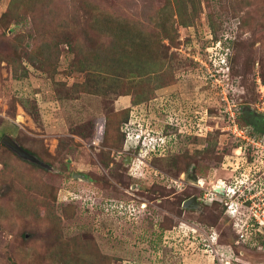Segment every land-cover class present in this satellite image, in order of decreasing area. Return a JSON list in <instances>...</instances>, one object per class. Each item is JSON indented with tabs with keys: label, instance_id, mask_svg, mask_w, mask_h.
<instances>
[{
	"label": "rangeland",
	"instance_id": "1",
	"mask_svg": "<svg viewBox=\"0 0 264 264\" xmlns=\"http://www.w3.org/2000/svg\"><path fill=\"white\" fill-rule=\"evenodd\" d=\"M111 26L117 41L120 31L145 33L139 53L149 49L142 55L155 62L152 72L112 68ZM228 100L264 112V0H0V264H217L185 225L198 219L218 221L199 227L219 233L220 255L264 264L261 243L231 245L236 230L222 206L183 208L198 192L188 169L206 186L250 169L231 154L213 167L210 149L237 140ZM125 123L137 128L126 129L128 141L120 134ZM144 136L159 143L156 154L135 148ZM184 152L202 161L178 172ZM127 218L144 224L127 229ZM179 224L169 248L165 230L154 242L157 229ZM129 230L137 235L127 239Z\"/></svg>",
	"mask_w": 264,
	"mask_h": 264
},
{
	"label": "built area",
	"instance_id": "2",
	"mask_svg": "<svg viewBox=\"0 0 264 264\" xmlns=\"http://www.w3.org/2000/svg\"><path fill=\"white\" fill-rule=\"evenodd\" d=\"M228 125L232 128L239 144V151L236 155L245 159L249 166L245 173H240L238 169L236 174L231 172L229 178L222 177L216 180L215 183L206 186L204 177L198 179L196 184L203 192L201 197H198L203 203L220 202V206L224 209V214L229 216L233 221L234 229L236 230L235 244L239 245L244 239H250L256 243L264 242V136L257 137L252 135L248 128L240 127L236 122V113H234V102H229ZM264 110V102L259 108ZM104 126L101 124L98 127L96 142L100 141L104 134ZM245 150V151H244ZM247 150V153H246ZM244 153L243 157L241 155ZM251 160H250V157ZM244 169V165L242 166ZM212 181V180H211ZM210 183V182H209ZM223 186L224 192L216 190L218 186ZM215 230L213 229L212 232ZM218 235H209L202 233L201 237L209 243L212 253L217 259V264H235L229 258H223L215 243L218 242ZM255 243V242H254ZM253 244V243H252Z\"/></svg>",
	"mask_w": 264,
	"mask_h": 264
},
{
	"label": "trees",
	"instance_id": "3",
	"mask_svg": "<svg viewBox=\"0 0 264 264\" xmlns=\"http://www.w3.org/2000/svg\"><path fill=\"white\" fill-rule=\"evenodd\" d=\"M179 3H180V0H179ZM160 13L162 15V19L166 20V18H169L167 11L165 9L162 8ZM161 15H160V17H161ZM111 28H112V26L105 31V35H107L109 37H113L112 40H113L115 45L118 43L116 45V47L114 45L113 46L111 45L110 49L107 52L105 51L106 53H108L110 51L114 52L115 57H111L109 60L110 62H108V63L114 64L113 65L114 67H112V68H117V69L123 68L125 74H135V73H138V74L147 73V74H149L150 72H152V69L155 66V62H153L151 58L146 59V61H145L144 56L142 55L143 53L148 52L149 49L145 48L139 53V50L142 48V46H144V44L147 43V41L145 39V33L142 32V33L136 34V36H131L128 38V36H124L123 31H120V34L118 35V39H120V40L117 41L118 28L116 31L111 30ZM132 35H134V34H132ZM127 38H128V40H131L132 42L128 43ZM131 44L134 46V47L131 46L132 47L131 49L134 51H132L131 49H129L130 51H128V50L124 51L125 48L130 47ZM104 46H105V43H104ZM111 48H112V50H111ZM104 50H105V48H104ZM102 55H104V52L101 54V56ZM125 58H126V60H125ZM142 61H144V62H142ZM139 96H140V94L136 95L135 98L136 97L139 98ZM234 110L236 111V122L238 123V125L240 127H243V128L247 127L249 132L254 136H257V137L264 136V112H260L255 108L252 109L249 106L248 107L247 106L239 107L238 105H237V107L235 106ZM127 113H130V109H127ZM165 121H166L165 123H167V125H169L167 122V118L165 119ZM179 124H180L179 122H176V126H178ZM135 126L136 125H133V124L128 126L127 123H125L123 128L121 127V130L123 132L120 130V127H119L120 134L122 136H125L124 140L127 138L126 140L128 141V131L131 130V133H134L135 130L137 129ZM180 126H182V125L180 124ZM124 127H125V129H124ZM126 129H128V131ZM125 133H126V135H125ZM115 139H118V138L116 137ZM148 140L149 139L146 136H144L142 140H141V138H139V142L141 143V146H138L136 144L135 148L138 150H140L139 149L140 147H144V149H146V150L148 148V151L150 154H156V151L159 150L161 146L157 142L152 143V146H151L150 145L151 143ZM235 142L236 141L232 139V144L224 147V150L219 151L216 148L217 147L216 144L210 149L212 154H214L212 156L213 157L212 159H214V157H216V160H217V161H215L213 167L217 168V167L222 166L225 163L226 156L229 154H231V156H237L233 151H234L235 146H237L239 143L237 142L235 144ZM122 144L123 143H122L121 139L119 138V142L117 143L116 147L120 146V148H121L123 146ZM24 150H26V149H24ZM206 150H207V148H206ZM204 151L205 150H198V153L200 154V152H201L203 154ZM184 153L185 154L182 155V159L179 158L176 161V167H177L178 172L187 170V168L192 163L196 162V164H197V161H199V162L202 161V160H199L200 158L197 159L196 156L190 157L189 156L190 154H188L186 152H184ZM246 153H247V150H246ZM243 155H244V153L241 155V157H243ZM238 157L240 158V156H238ZM205 158H206V156H205ZM194 160H195V162H193ZM250 160H251V157H250ZM123 162L125 163V159L123 160ZM125 164L127 165V163H125ZM195 188L197 189V191H199L198 197H201L203 192L201 191V189H198L197 187H195ZM189 196L190 195H188V197ZM185 199L186 198H184L183 201ZM210 205L219 206L221 204L218 201H214V202H211ZM123 220L126 221L125 223H131V221L137 220V219L136 218H133V219L127 218V219H123ZM128 221H130V222H128ZM198 221L201 222L203 225H206L207 223H208V225H213V224L218 223V221H215V222L203 221L202 222V220H199V219H198ZM231 222H232V226H233V221L231 220ZM159 225H160V223H159ZM161 227H163V226L161 225ZM167 228H170V227H167ZM164 229H166V228H161L160 230L163 231ZM234 234L236 237L235 232H234ZM252 242L253 241L248 238V239H244L239 245H241V247L243 249L244 248L246 249V248L252 247ZM234 244H235L234 242L231 243V245L233 247H234ZM261 244L264 245V242H262ZM204 245H205L204 247H206V249H209V250L211 249V247L209 246V243L207 241H204ZM235 245L237 246V244H235ZM235 253H236V256L238 257L239 254L241 253V249H236ZM244 254H245V252H244ZM221 256L224 258H227L226 255H224V254Z\"/></svg>",
	"mask_w": 264,
	"mask_h": 264
},
{
	"label": "flooded vegetation",
	"instance_id": "4",
	"mask_svg": "<svg viewBox=\"0 0 264 264\" xmlns=\"http://www.w3.org/2000/svg\"><path fill=\"white\" fill-rule=\"evenodd\" d=\"M131 160H132V156H127L126 158H125V163H127V164H130L131 163ZM189 171H187L186 172V174L188 175L187 177H189L190 175V177H192V176H196L195 178H194V180H197L201 175H198L199 173H194V168H192V169H188ZM186 171V170H185ZM128 173L129 174H131L132 172L130 171H128ZM185 173V172H184ZM229 176L230 175H228V176H225L224 175V177L225 178H229ZM195 187H197L198 189H200L197 185H195V183H192ZM132 188H135L134 186L132 187ZM137 190H139V189H136V191ZM193 195H195L196 197L199 195V191L197 192V193H193V194H191L188 198H190L191 196H193ZM188 198H186V199H188ZM185 199V200H186ZM184 200V201H185ZM202 207V206H201ZM201 207H198V208H185V207H183L184 209H190V210H199V209H201ZM185 219V218H184ZM150 220L148 219V221H146L147 222V226H149L150 227V225H153V224H156L155 222H154V220H152V222H153V224L151 223V222H149ZM186 222H188V224H185V222L184 221H179V223L180 224H185L188 228H189V231L190 232H192L194 235H196V239H198V237L203 233V232H201L200 230H201V228L199 227V226H201V225H203L201 222H199L198 220H195V222H189L188 220L186 221ZM127 224H129V227L127 228V229H133L134 227L136 228V226H139V225H143L144 224V222H143V220L140 222V221H136V223L135 224H132L131 225V223H127ZM179 224V227L178 226H174L172 229H164L166 232H167V236H166V238H163V233L165 232L164 230L163 231H161L160 229H157L158 230V235L157 236H159L158 238H155L154 239V242L156 241V240H159V242L161 241V239H162V244H164L165 242H166V247H169V245L167 244V242H168V240H166V239H169V238H171L170 236H169V234H170V231H175V230H178V229H180L181 228V225ZM125 225V224H124ZM124 225H122V227L124 226ZM136 225V226H135ZM210 226H213V225H210ZM212 228V227H211ZM210 228V229H211ZM107 229H110V228H107ZM149 229V228H148ZM129 231H131V230H129ZM210 231H212V230H210ZM197 232H199L198 234H197ZM137 235L136 233H134V232H130L129 234H126V238L127 239H129V238H131L132 237V235ZM122 239H124L123 237H122ZM152 242V241H151ZM153 245H155V244H153ZM162 246V245H161ZM158 250H160V249H158L157 248V251L156 252H158ZM163 250L164 249H161V251L160 252H162V253H164L163 252ZM149 254H151V253H149ZM147 257V256H146ZM132 259V258H131ZM155 260H156V258H155ZM124 262H131L130 260H124ZM138 262H140L139 264H151V263H153V262H151V261H149V260H144V259H142L141 261H138Z\"/></svg>",
	"mask_w": 264,
	"mask_h": 264
},
{
	"label": "water",
	"instance_id": "5",
	"mask_svg": "<svg viewBox=\"0 0 264 264\" xmlns=\"http://www.w3.org/2000/svg\"><path fill=\"white\" fill-rule=\"evenodd\" d=\"M3 141L6 144H8L12 149H14L19 154H21L23 157H28L30 159L37 160L36 157H34L30 153H28L26 150L21 148L14 140H12V138L9 135H4ZM77 176L84 178L83 174L74 172V177H77ZM216 190L221 192V193L224 192V188H223L222 185L218 186L216 188ZM201 206H202V203L198 201V197H196L195 195L191 196L190 198L186 199L183 202V207H185V208H198V207H201Z\"/></svg>",
	"mask_w": 264,
	"mask_h": 264
},
{
	"label": "clouds",
	"instance_id": "6",
	"mask_svg": "<svg viewBox=\"0 0 264 264\" xmlns=\"http://www.w3.org/2000/svg\"><path fill=\"white\" fill-rule=\"evenodd\" d=\"M199 178H201V177H199ZM199 178H198V179H199ZM198 179H197V180H194L195 185L198 183ZM198 201L201 202L202 205H203V202H202L199 198H198Z\"/></svg>",
	"mask_w": 264,
	"mask_h": 264
},
{
	"label": "crops",
	"instance_id": "7",
	"mask_svg": "<svg viewBox=\"0 0 264 264\" xmlns=\"http://www.w3.org/2000/svg\"><path fill=\"white\" fill-rule=\"evenodd\" d=\"M167 244H168V245H170V241H169V242H167ZM167 248H169V247H167ZM162 264H165V263H162Z\"/></svg>",
	"mask_w": 264,
	"mask_h": 264
},
{
	"label": "bare ground",
	"instance_id": "8",
	"mask_svg": "<svg viewBox=\"0 0 264 264\" xmlns=\"http://www.w3.org/2000/svg\"><path fill=\"white\" fill-rule=\"evenodd\" d=\"M193 182V181H192Z\"/></svg>",
	"mask_w": 264,
	"mask_h": 264
}]
</instances>
